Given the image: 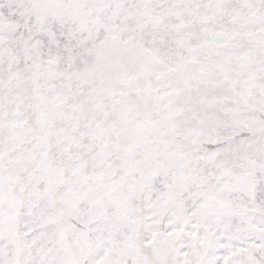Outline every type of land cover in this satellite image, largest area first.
I'll return each mask as SVG.
<instances>
[{
  "label": "snow or ice",
  "instance_id": "1",
  "mask_svg": "<svg viewBox=\"0 0 264 264\" xmlns=\"http://www.w3.org/2000/svg\"><path fill=\"white\" fill-rule=\"evenodd\" d=\"M0 264H264V0H0Z\"/></svg>",
  "mask_w": 264,
  "mask_h": 264
}]
</instances>
